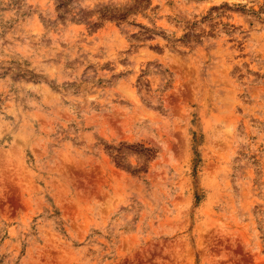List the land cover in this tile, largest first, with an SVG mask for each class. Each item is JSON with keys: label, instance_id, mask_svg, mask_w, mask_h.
Segmentation results:
<instances>
[{"label": "rangeland", "instance_id": "1", "mask_svg": "<svg viewBox=\"0 0 264 264\" xmlns=\"http://www.w3.org/2000/svg\"><path fill=\"white\" fill-rule=\"evenodd\" d=\"M0 264H264V0H0Z\"/></svg>", "mask_w": 264, "mask_h": 264}]
</instances>
